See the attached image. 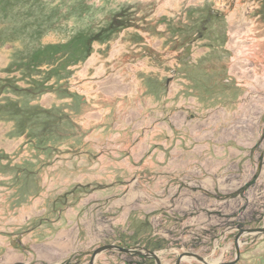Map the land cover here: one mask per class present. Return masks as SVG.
<instances>
[{
	"label": "rangeland",
	"instance_id": "1",
	"mask_svg": "<svg viewBox=\"0 0 264 264\" xmlns=\"http://www.w3.org/2000/svg\"><path fill=\"white\" fill-rule=\"evenodd\" d=\"M80 34L73 64L25 61ZM257 227L264 0H0V264L229 262ZM239 244L264 264V233Z\"/></svg>",
	"mask_w": 264,
	"mask_h": 264
},
{
	"label": "trees",
	"instance_id": "2",
	"mask_svg": "<svg viewBox=\"0 0 264 264\" xmlns=\"http://www.w3.org/2000/svg\"><path fill=\"white\" fill-rule=\"evenodd\" d=\"M117 23L113 24V27L116 26ZM111 30V29H110ZM94 36L90 35H77L73 40L67 42V43H58V44H49L45 46L42 49H39L33 53V55L26 59V62H33V63H39L40 65L44 63V61H41V58L44 59L46 58L45 62L48 61V63H52L53 67L51 71L60 69L61 67H66V64H73L75 63V60H72L75 56L82 57V53H84L83 56L89 55L90 49H91V44L92 41L94 40ZM72 44H76L77 49L72 51V52H66L68 47ZM80 48V49H79ZM52 71V72H53ZM51 72V73H52ZM32 84L29 88H26L25 90L30 91L31 93H40L44 92L46 90L45 82L48 81L47 79L43 80H37L35 78H32ZM5 87H9L11 89H14L15 91H20L23 90V88L19 87L16 84L13 83H5ZM18 101H14V103ZM13 104V103H12ZM16 105L18 107V115L22 114L23 107L19 106L18 104H13V106ZM17 109V108H16ZM29 111L27 112L28 115H30V120L32 121H40L41 114L40 113H46L49 112L50 110L43 109L42 107L39 106H34V107H29ZM32 111L34 113V116L32 117ZM38 111V113H36ZM11 111L10 114L15 115V113ZM17 116V115H15ZM143 258H146L145 256H141Z\"/></svg>",
	"mask_w": 264,
	"mask_h": 264
},
{
	"label": "water",
	"instance_id": "3",
	"mask_svg": "<svg viewBox=\"0 0 264 264\" xmlns=\"http://www.w3.org/2000/svg\"><path fill=\"white\" fill-rule=\"evenodd\" d=\"M248 233H264V227H257V228H246V229H241L240 232L237 235V258L235 260L229 261V262H210L208 261L204 256L196 253V252H191V251H186L182 253L179 258L177 259L175 264H181L183 260L185 259H196L203 264H236L239 259H240V244H239V239L242 237L244 234ZM107 250H118L124 253L128 254H138L141 256L149 257V258H154L157 262V264H162L161 258L159 254L156 251L149 250V249H142V248H136V247H127V246H121L115 243L111 244H105L102 245L98 248L95 249L92 259L90 264H94L97 256L101 254L104 251Z\"/></svg>",
	"mask_w": 264,
	"mask_h": 264
}]
</instances>
